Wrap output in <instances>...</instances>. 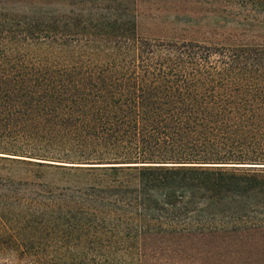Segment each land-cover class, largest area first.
<instances>
[{
  "label": "trees",
  "instance_id": "16d2710c",
  "mask_svg": "<svg viewBox=\"0 0 264 264\" xmlns=\"http://www.w3.org/2000/svg\"><path fill=\"white\" fill-rule=\"evenodd\" d=\"M166 1L0 0L3 263L264 264V0Z\"/></svg>",
  "mask_w": 264,
  "mask_h": 264
},
{
  "label": "rangeland",
  "instance_id": "374dc122",
  "mask_svg": "<svg viewBox=\"0 0 264 264\" xmlns=\"http://www.w3.org/2000/svg\"><path fill=\"white\" fill-rule=\"evenodd\" d=\"M160 7L163 9V11L169 12V10H172L171 11L172 13H175L174 9H180V10H185V11H196L197 9L200 8V6L198 4H196L194 2V0H168L165 3H161ZM155 13H158V12L155 11ZM180 13H182V12L180 11ZM2 225L3 224L0 222V237L2 238V239H0V241L3 239H4V241H7L6 236H4L2 234V232H3V228H2L3 226ZM11 250H18V248L17 247H11L10 249H7L4 246H0V251H4V252L8 251L9 252ZM0 264H5V263H3V261L0 260Z\"/></svg>",
  "mask_w": 264,
  "mask_h": 264
}]
</instances>
